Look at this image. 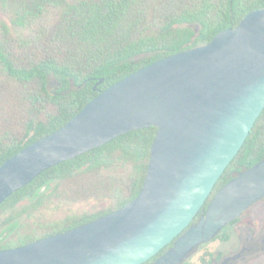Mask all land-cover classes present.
<instances>
[{"label":"water","instance_id":"obj_1","mask_svg":"<svg viewBox=\"0 0 264 264\" xmlns=\"http://www.w3.org/2000/svg\"><path fill=\"white\" fill-rule=\"evenodd\" d=\"M264 108V7L206 43L100 91L54 132L0 165V203L40 172L131 130L157 128L137 196L20 247L0 264H182L264 197V157L222 185L192 222Z\"/></svg>","mask_w":264,"mask_h":264},{"label":"trees","instance_id":"obj_2","mask_svg":"<svg viewBox=\"0 0 264 264\" xmlns=\"http://www.w3.org/2000/svg\"><path fill=\"white\" fill-rule=\"evenodd\" d=\"M260 7L264 0H0V165L63 126L100 91L158 59L209 42ZM156 131L149 126L123 133L11 193L0 203V226L14 234L0 238V250L91 222L134 199ZM263 157L264 108L192 222L222 185ZM71 181L84 184L70 197L95 199L80 211L45 217L59 210L61 186Z\"/></svg>","mask_w":264,"mask_h":264},{"label":"rangeland","instance_id":"obj_3","mask_svg":"<svg viewBox=\"0 0 264 264\" xmlns=\"http://www.w3.org/2000/svg\"><path fill=\"white\" fill-rule=\"evenodd\" d=\"M50 87H53L51 82ZM83 181V180H80ZM76 182H68L61 186L62 192L58 195V200L55 201L56 208L59 210H50L45 217L60 218L68 212H76L87 206V203L95 199L93 195L87 197H70L71 191L80 189L84 183L77 184ZM77 184V185H76ZM64 197H68V200ZM62 198V200L60 199ZM60 203L58 206L57 204ZM228 234V239L213 238L205 243L198 245L184 260V264H206L210 259L213 264H220L224 257L234 254L248 240L259 242L264 238V197L255 202L244 211L239 220L224 227L221 231ZM14 233L9 232L7 228L0 226V238L9 237ZM241 264H264V249L256 250L251 254H246V257L240 260Z\"/></svg>","mask_w":264,"mask_h":264},{"label":"flooded vegetation","instance_id":"obj_4","mask_svg":"<svg viewBox=\"0 0 264 264\" xmlns=\"http://www.w3.org/2000/svg\"><path fill=\"white\" fill-rule=\"evenodd\" d=\"M232 224L229 223L228 225ZM227 225V226H228ZM226 227V226H225ZM172 246V242L167 244L166 246H164L159 252H157L155 255H157L154 259L153 256L145 261L142 264H150L151 262H153L155 259H157L159 256H161L166 250H168L170 247ZM166 247V248H165ZM262 250L264 249V238L261 239L259 242H253L251 240H248L247 243L245 245H243L237 252H235L234 254L228 255L226 257H224V259L221 261L220 264H241L240 260L246 257V254H251L252 252H255L256 250ZM154 255V256H155ZM182 264H184V261L182 262ZM207 264V263H206ZM209 264H213V262L211 263V261L209 262Z\"/></svg>","mask_w":264,"mask_h":264}]
</instances>
